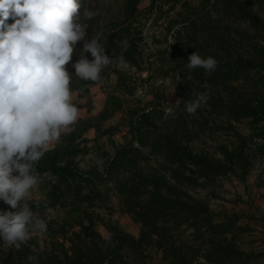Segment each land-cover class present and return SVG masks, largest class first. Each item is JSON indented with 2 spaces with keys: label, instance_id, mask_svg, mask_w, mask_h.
Returning a JSON list of instances; mask_svg holds the SVG:
<instances>
[{
  "label": "trees",
  "instance_id": "trees-1",
  "mask_svg": "<svg viewBox=\"0 0 264 264\" xmlns=\"http://www.w3.org/2000/svg\"><path fill=\"white\" fill-rule=\"evenodd\" d=\"M103 1L108 11L115 7L105 34L98 41L106 54L115 65L150 73V83L155 82L153 76L166 78L177 71L181 78L177 88L181 103L171 114L156 103L159 100L147 107H142L140 100L128 109L129 98L137 93L138 80L126 72L114 71L118 81L108 94L103 111L80 118L72 131L62 134L54 148L47 150L34 166L39 180L51 177L50 192L47 202H31L28 206L35 215L50 209L63 213L59 222L50 223L52 241L42 248L36 239H29L18 250L12 246L5 250L6 243L0 240V264H147L148 249L160 251L166 264H250L254 258H263L240 247L241 235L251 231L249 225L241 224L243 215L219 216L192 190L230 174L246 181L259 168L254 165L256 158H261L264 167V38L251 39L246 48L240 45L250 39L248 35L229 26H214L215 21L226 20L264 32V0H198L196 4L164 0L173 10L181 4V10L166 26L172 40L169 47L156 55L162 74L159 68L156 71L160 75L152 73L151 60L155 55L147 50L140 21L143 0ZM159 2L152 0L150 15L158 9ZM83 9L81 4L79 12ZM11 23V19L6 21ZM194 52L205 59L214 58L215 69H189L188 58ZM69 74L72 94L80 96L89 94L104 79L101 75L99 81L93 82ZM202 94L207 102L193 114L196 118L191 124L186 104ZM125 111L132 140L115 149L106 173L97 168L84 171L79 158L91 150L88 134L95 130L96 140L111 139L119 130L105 128L104 124ZM212 117L216 118L214 124L220 121L217 131L230 132L233 137L229 144L218 145L213 154L196 152L192 144L201 131L210 128ZM245 122H249V135L238 129ZM151 156L161 160L163 169L152 174L139 172L137 165ZM119 170L129 173L125 181L116 185L121 212L140 226L138 237L120 225L104 222L97 211L109 199L102 188L104 179L112 178ZM0 210L15 211L2 201ZM100 225L109 238L98 230ZM182 228L190 231L191 241L179 236Z\"/></svg>",
  "mask_w": 264,
  "mask_h": 264
},
{
  "label": "clouds",
  "instance_id": "clouds-1",
  "mask_svg": "<svg viewBox=\"0 0 264 264\" xmlns=\"http://www.w3.org/2000/svg\"><path fill=\"white\" fill-rule=\"evenodd\" d=\"M80 7V0H0V201L15 210H0V240L17 250L47 229L23 203L39 182L34 166L79 119L66 68L77 43L85 41L73 65L76 77L99 81L112 62L96 39L86 40L83 21L96 12L85 8L81 15ZM188 59L189 69L212 71L217 64L197 52ZM206 102L202 94L186 111L194 114Z\"/></svg>",
  "mask_w": 264,
  "mask_h": 264
},
{
  "label": "rangeland",
  "instance_id": "rangeland-1",
  "mask_svg": "<svg viewBox=\"0 0 264 264\" xmlns=\"http://www.w3.org/2000/svg\"><path fill=\"white\" fill-rule=\"evenodd\" d=\"M186 1L193 4L198 2V0ZM81 4L84 5L83 12L85 8H89L90 10L96 12V15L92 19L84 20L83 23L87 25L86 40L96 39L98 42L105 34V26L109 23L112 12L115 11V7L112 6L108 11L103 0H82ZM151 4L152 0L142 1V15L140 17V21L143 24L147 50L152 51L155 55V57L151 60L153 61L152 73L157 75L159 72L162 74V72L160 65L157 63L156 55L158 51L167 49L169 47V43L172 41L171 38L167 36L168 34L166 31V26L177 18L176 15L181 10V4H178L176 9L173 10L171 8V4H167L164 0H160L156 7L158 9H155L153 14L150 15L148 10L151 7ZM254 10L257 11V7H255ZM83 12L80 14L82 15ZM215 22L216 23L214 26L217 28L229 26L232 27V30H240L244 33V35H248L250 39H248L246 43L240 45L246 48L248 47V42L251 39L257 40L264 38V32L257 33L255 28H252L249 25H235L234 23H230L226 20H222V22L221 20H217ZM232 33L235 32L233 31ZM84 42L85 41H80L77 43L76 52L73 54V58L69 64L66 65L68 72L75 74L73 65L80 59L79 52L83 50ZM85 56L90 61L94 59L91 57L90 53H85ZM110 58L112 62L102 70L101 75L104 79L99 85L92 87L89 94H85L83 96H80L79 93L73 94L72 102L79 110V119L87 118L92 115L97 116L103 111L108 94L112 91V87L117 84L118 76L114 73V71L118 70L133 75V77L138 80L137 93L134 98H129V104L127 106L128 109L138 105V101L140 100L142 101V107H147L149 103L159 100V102L156 103L163 105V107L167 109V114H171L173 110L180 105L181 99L177 92V88L180 85L181 78L177 71H172L166 78H158L157 76H153L155 82L150 83V81H147L150 73H138L136 70L131 69L129 66L124 64L115 65L113 63V58ZM156 68H159L160 71L157 72ZM195 118L196 117L193 114H191V117H188L191 124ZM215 119L216 118L213 117L209 118L210 128L205 132L201 131L200 134L196 136L195 141L192 144L196 152L205 150L213 154L216 152L218 145L229 144L231 141L233 134L227 131H217V124H220V121H218L217 124H214ZM200 121L204 122L203 119ZM127 122V111H125L123 113H118L112 120L104 124L105 128L116 127L119 130L111 139L103 137L99 140H96L97 133L95 130L88 134L87 137L90 140L89 147L91 150L89 153L79 158L80 166L84 171H90L97 168L102 173H106L108 160L115 155V149L118 146L124 145L132 140ZM238 129L244 135H249V122L239 125ZM56 144L57 142L52 144L48 150L53 149ZM135 146L139 147L137 142H135ZM144 151L147 154L150 153L149 149ZM105 153H108L109 156L106 157ZM261 162V158L254 159V165L259 167L260 170L264 169L262 168ZM163 167L164 166L161 160L158 157L153 156H151L148 161H141L137 165L138 171L145 174L159 172V170H162ZM262 171L263 173H261V177L253 176L252 171L246 181H241L235 175L230 174L228 176L218 178L214 183L206 184L204 182L202 186L192 191L193 194L199 199L208 203L211 209L219 216H222V214L225 213H238L243 215L244 219L241 221V224L244 226H248V210L254 209L257 216L255 219H251L250 222L257 229V227H262L261 223L264 222L262 221V216L264 217V213L262 214V210L256 209L249 202L253 201L252 198L256 194H259V197L260 194H264V189H260L262 186H264V178L262 176L264 175V170ZM128 176V172L119 170L118 172L114 173L112 178L110 176L108 178L105 177V184L102 188L104 193L109 195V199L105 205L99 206L97 211L101 213L102 220L104 222H111L115 225H120L125 231L138 237L140 233V226L135 224L130 216L121 212V198L116 193V185L119 182L125 181ZM50 181L51 177H44L40 179L38 184L30 191L29 196L26 197L23 203L29 205L31 202L37 201L47 202V197L50 192ZM249 190L251 191L252 196L249 193ZM260 198L264 200V196L261 195ZM253 204L258 206L256 200L253 201ZM36 216L37 218L43 219L45 221L47 229L46 231L34 232L30 239H36L41 247L45 248L46 244L52 241L48 233L49 227L51 226L50 223L53 221L59 222L63 217V213L60 209H50L45 213ZM98 230L102 232L106 238H109V233L106 231L104 226L100 225ZM186 230V228H182L178 234L184 241H191L190 231ZM255 232L260 233L262 230H255ZM258 236L259 234L257 235V239L254 240V242L249 243V246H255L256 249H260L258 253L264 255V253L261 252L264 251V245L256 246V244L260 242V240H258ZM239 241L240 247L245 251H248V232H244L241 235ZM67 245L69 246V244ZM10 248L11 246L8 244L4 246L5 250H9ZM147 253L149 255L147 264H166L163 261V254L160 251L148 249ZM250 264H264V256L260 259H252Z\"/></svg>",
  "mask_w": 264,
  "mask_h": 264
},
{
  "label": "crops",
  "instance_id": "crops-1",
  "mask_svg": "<svg viewBox=\"0 0 264 264\" xmlns=\"http://www.w3.org/2000/svg\"><path fill=\"white\" fill-rule=\"evenodd\" d=\"M262 168H264L263 166H262ZM263 170V169H262ZM262 170H260V168H256L254 171H253V173H252V175L253 176H259V177H261V173H263V171ZM263 176V178H264V175H262ZM249 184V183H248ZM249 188H251V187H249ZM260 189H264V186H262ZM259 189V190H260ZM253 190V189H252ZM261 191V190H260ZM263 192V191H262ZM249 193L251 194V191L249 190ZM261 195L262 196H264V194H260V197H261ZM251 196H252V194H251ZM259 197V194H256L255 196H253V198H252V200L253 201H257V204H258V206H255L254 204H253V201H250L249 203L252 205V206H254L256 209H259V210H262V214L264 213V200H262L261 198ZM248 203V204H249ZM252 216H257L256 215V212H255V210L253 209V210H251V209H249L248 210V225L250 226V228H251V231L250 232H248V253H256V254H260V253H258V251L260 250V249H256L255 248V246H249V243H251V242H254V240H256L257 239V235L259 234V236H258V240H260V242H258L257 244H256V246H258V245H264V222H262L261 224H262V227H257V229H256V227L250 222V217H252ZM255 230H262V232H255ZM258 233V234H257ZM251 240H253V241H251ZM261 252H263L264 253V251H261ZM264 256V255H263Z\"/></svg>",
  "mask_w": 264,
  "mask_h": 264
}]
</instances>
